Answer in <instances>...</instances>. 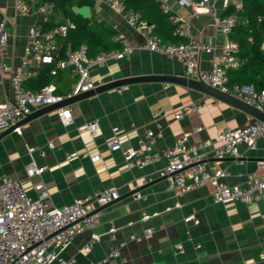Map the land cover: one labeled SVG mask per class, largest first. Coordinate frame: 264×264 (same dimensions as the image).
Wrapping results in <instances>:
<instances>
[{"label": "crops", "instance_id": "0c3cea01", "mask_svg": "<svg viewBox=\"0 0 264 264\" xmlns=\"http://www.w3.org/2000/svg\"><path fill=\"white\" fill-rule=\"evenodd\" d=\"M16 1L0 0V22L5 20L7 29L5 53L0 55V65L4 67L0 73V101L11 95L10 69L20 67L29 28L44 29V25H55L63 20V15L52 6L41 12L39 7L43 4L37 5V0H23L28 11L21 12L15 6ZM165 1L170 14L187 24L188 36L214 47L213 53L198 55L199 69L209 70L215 57L221 54L228 35L216 29L208 13L189 17L191 8L181 0ZM77 6L73 5L72 11ZM210 7L217 17H223L226 8L223 0H211ZM89 12L95 20L114 30V40L120 33L128 44L136 47L147 37L155 36L152 26L136 30L120 12L104 2L95 4L91 0ZM44 66L37 64L30 55L27 71L32 73L23 78L22 86L27 88L24 81L37 76ZM240 66L241 62L237 68L226 71L229 86L240 85L244 78L253 76L242 72ZM257 73L254 76L257 77ZM90 75L96 86L130 76L190 77L182 61L146 50L108 60L92 68ZM76 80L77 74L71 67L51 76L54 92L62 96L71 91ZM196 103L198 109L179 119L173 117L184 107ZM42 107L34 106L31 112ZM65 107H69L72 114L68 126L59 121L54 109L41 112L0 138V177L19 180L31 198L39 195L33 189L38 181L43 182L48 192L46 200L52 206L69 204L75 198L98 190L118 192V199L101 209L100 223L93 230L75 235L63 250V256H74V264H91L101 259L111 246H116L130 264L250 261L264 264L259 260L264 253V199L247 204L215 203L212 188L207 184L176 195L169 177L159 175L164 165L162 160L143 168H129L123 159V149L137 147L146 140L145 131H157L156 123L161 126L160 136L155 138L152 147L154 152H161L183 136L190 142L210 141L221 130L243 127L254 119L252 116L190 87L159 81L131 83L102 91ZM159 110L167 112V116L154 118L153 114ZM89 122L97 124L94 135L85 129ZM197 126L201 129L195 131ZM113 127L118 128L117 137L122 148L116 151H110L106 145ZM211 147L202 150L200 160L226 171L227 176L222 180L228 185H244L251 173L264 175L260 167L264 159L261 140L253 146L241 143L238 157L216 159ZM96 156L98 158L93 160ZM30 163L45 169L40 175L28 176L25 168ZM135 190L139 198L134 197ZM93 208L96 209V205ZM189 215L194 216L197 223L185 221ZM111 226L115 228L114 240L109 236ZM93 235L97 238L93 239ZM90 240V250L81 251ZM176 244L181 249H177Z\"/></svg>", "mask_w": 264, "mask_h": 264}, {"label": "built area", "instance_id": "2783aa9c", "mask_svg": "<svg viewBox=\"0 0 264 264\" xmlns=\"http://www.w3.org/2000/svg\"><path fill=\"white\" fill-rule=\"evenodd\" d=\"M161 1L164 13L170 12L165 0ZM191 8L189 17H195L200 13H208L213 25L220 32L227 34L236 22V17L227 15L217 17L210 7L211 0H181ZM93 3L104 2L113 10L120 12L127 23L139 30L149 26L140 18L138 13L124 10L118 0H92ZM227 6L229 0H223ZM16 8L21 12H27L23 0L16 1ZM236 7L239 4L236 3ZM51 4L45 3L39 7L41 12L50 10ZM170 21L175 25L174 33L183 37L179 43L163 42L156 36L147 37L138 46L128 44L123 35L118 33L116 40L121 44L119 49L102 51L95 56H89L85 47L80 46L67 51L65 57L58 58L59 45L57 37H65L68 28L72 25L69 20L52 29H40L30 27L28 38L24 47L23 58L20 67L10 69L11 95L0 101V132L15 121L27 116L34 106H46L62 101L81 92H86L96 86L90 75L92 68L104 64L108 60L121 59L135 51L146 50L159 52L168 57L176 58L185 64L186 72L190 77L201 80L211 87L232 95L239 100L253 106L264 113V88L256 89L252 84H240L229 86L227 84L226 71L237 68L239 60L234 54L237 44L230 38L226 41L221 54L215 60L209 70H200L198 55L201 53H213L214 47L200 42L188 36L187 24L179 21L177 16L171 15ZM185 23V22H184ZM115 27V26H114ZM7 29L5 20L0 22V55L5 53ZM32 55L37 64H53L50 70L52 75L58 70L71 67L77 74V80L71 91L65 95L54 92V85H44L36 91L25 89L22 86L23 78L32 72L27 71L28 59ZM4 67L0 65V73ZM199 108V104H191L174 114L175 119ZM59 121L68 126L72 122V114L69 107L56 109ZM155 117H166L167 112L159 110L153 114ZM157 131L151 129L145 131L146 140L141 141L137 147L123 149V159L129 168H143L156 161L162 160L163 167L159 170L160 176H168L169 184L176 195L190 191L200 185H210L212 188V200L215 203L242 202L251 203L264 199V175L258 176L251 173L247 176L246 183L242 186L228 185L222 179L227 172L201 162V152L207 146L212 145V153L216 159L224 157H238L241 143L253 146L257 140L264 143V123L253 119L241 128H227L218 132L210 141H188L183 136L173 145L161 152H154L153 142L160 136V124L156 123ZM96 122H89L85 129L94 135ZM201 126L194 128L195 131ZM118 128H112V136L106 145L110 151L120 150L121 144L117 137ZM52 147V144H49ZM214 145V146H213ZM67 158H70L67 156ZM98 157H93L96 160ZM264 169V161L260 162ZM45 167L30 163L25 168L28 176L40 175ZM33 189L39 193L36 198H31L21 182L8 176L0 177V264H74V256L65 257L63 250L70 244L75 235L85 230H93L99 223L101 210H95L93 205L101 208L118 199L119 194L115 189L95 191L92 194L75 198L69 204L52 206L47 202L48 192L42 181L35 182ZM134 197L139 198V192H134ZM185 221L197 223L194 216L189 215ZM115 228L111 226L109 236L114 240ZM93 239L97 236L93 235ZM92 240L84 244L81 251L88 252ZM177 249H181L176 244ZM264 261V253L259 256ZM91 264H130L125 257L120 255L119 248L111 246L105 255ZM237 264H258L257 261L240 262Z\"/></svg>", "mask_w": 264, "mask_h": 264}, {"label": "trees", "instance_id": "16d2710c", "mask_svg": "<svg viewBox=\"0 0 264 264\" xmlns=\"http://www.w3.org/2000/svg\"><path fill=\"white\" fill-rule=\"evenodd\" d=\"M118 1L124 10L138 13L141 19L152 26L153 33L161 41L179 43L184 40L183 37L174 33L175 25L170 21L171 14L162 11L160 0ZM44 3L51 4L63 15L61 22L55 25H44V29H52L66 19L72 24L65 37H57L58 58L65 57L67 51L80 46L85 47L89 56L120 48V42L113 39L114 30L108 24L95 20L93 16L84 18L72 11L73 5L90 6L91 0H37V5ZM236 3L239 7H236ZM236 3L230 1L223 12V16L236 17V22L229 31L228 37L237 44L234 54L239 63L241 62V71L247 75H253L244 78L242 84H252L259 90L264 88V0H239ZM255 64L258 65L257 68L254 67ZM52 67L53 64H45L37 76L24 81V86L29 88L28 90L36 91L44 85L51 84L50 70ZM256 73L257 77L254 76Z\"/></svg>", "mask_w": 264, "mask_h": 264}, {"label": "water", "instance_id": "95a60500", "mask_svg": "<svg viewBox=\"0 0 264 264\" xmlns=\"http://www.w3.org/2000/svg\"><path fill=\"white\" fill-rule=\"evenodd\" d=\"M73 11L76 14H79L84 18H88L90 16L89 6H87V5L74 7ZM149 81L171 82V83L181 84V85L190 87L192 89H195V90L205 94L208 97H213L219 101L227 103V104H229L235 108H238L239 110H241V111L245 112L246 114H249L250 116H252L254 119L264 123V113L263 112L254 108L253 106L243 102L242 100L237 99L236 97H234L232 95L226 94L217 88L211 87L210 85L204 83L201 80H197V79L191 78V77H176V76H169V75H146V76L142 75V76L124 77V78H120V79L113 80L110 82H106V83L100 84L98 86H95L93 89H90L86 92H81V93H78V94L73 95L71 97L64 98L60 102L50 104V105H46V106L42 107L40 110H38L37 112H31L29 115L21 118L20 120H18L14 124H11L7 129L0 132V138L3 137L4 135H6L7 133L13 131L17 127H19L23 122L38 116L39 114H41V112H47V111L54 110V109H57V108L62 107V106H66L68 104L77 102L81 99L87 98L90 95H93L95 93H99V92L110 90V89L119 88L122 86H126L128 84H131V83L149 82ZM262 161H264V159ZM164 177H166V176H164ZM115 201H113V202H115ZM113 202H111V203H113ZM111 203H109V204H111ZM109 204H107L105 206H108ZM105 206H103L101 208H96L95 210L96 211L101 210Z\"/></svg>", "mask_w": 264, "mask_h": 264}, {"label": "bare ground", "instance_id": "6f19581e", "mask_svg": "<svg viewBox=\"0 0 264 264\" xmlns=\"http://www.w3.org/2000/svg\"><path fill=\"white\" fill-rule=\"evenodd\" d=\"M29 114H30V113H29ZM29 114H28V115H29Z\"/></svg>", "mask_w": 264, "mask_h": 264}]
</instances>
